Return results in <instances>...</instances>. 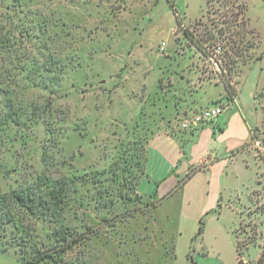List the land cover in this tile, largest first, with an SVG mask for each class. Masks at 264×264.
Returning a JSON list of instances; mask_svg holds the SVG:
<instances>
[{
	"label": "rangeland",
	"instance_id": "374dc122",
	"mask_svg": "<svg viewBox=\"0 0 264 264\" xmlns=\"http://www.w3.org/2000/svg\"><path fill=\"white\" fill-rule=\"evenodd\" d=\"M193 81L203 86L188 96ZM212 83L228 99L237 87L251 126L242 181L196 215L177 197H142L150 131L173 114L165 101L204 109L222 90ZM262 158L264 0H0V194L56 179L65 200L43 217L5 203L0 264L36 250L50 256L34 264H189L188 253L264 264Z\"/></svg>",
	"mask_w": 264,
	"mask_h": 264
},
{
	"label": "crops",
	"instance_id": "0c3cea01",
	"mask_svg": "<svg viewBox=\"0 0 264 264\" xmlns=\"http://www.w3.org/2000/svg\"><path fill=\"white\" fill-rule=\"evenodd\" d=\"M212 84H218L222 89L217 97L211 99L212 105H221V111L212 121L201 123L193 120L194 114L202 107H189L185 95L165 101L173 114L164 121L159 120L150 131L144 173L137 185L142 197L155 198L157 203L177 197L180 207L192 209L196 215V209L220 207L223 193L231 190L228 185L242 181L244 168L234 165L247 162V157L249 159L251 126L242 115L237 87L235 95L228 99L223 84ZM262 85L263 82L258 80L251 88L253 108L260 105L258 93ZM189 86L188 96L203 85H196L193 81ZM164 95L167 94L164 92ZM180 116L181 122L187 120V125L175 133L171 132L170 125L180 121ZM207 200L211 202L207 203Z\"/></svg>",
	"mask_w": 264,
	"mask_h": 264
},
{
	"label": "trees",
	"instance_id": "16d2710c",
	"mask_svg": "<svg viewBox=\"0 0 264 264\" xmlns=\"http://www.w3.org/2000/svg\"><path fill=\"white\" fill-rule=\"evenodd\" d=\"M170 3V1H168ZM173 6L172 3H170ZM174 19L176 25L178 24L177 18L175 17V12L173 11ZM209 39V36L207 37ZM196 48L203 49L200 42L196 41L195 43ZM204 52V51H203ZM261 57V54L258 56ZM234 62V61H233ZM224 88L227 91V85L224 84ZM264 164V158H262ZM44 188H37L36 187L22 189H14L9 191L8 193L0 194V221L6 222L11 220L14 217V214L10 212V210L3 211L2 208L4 207L5 203H10L11 205H16L20 207L25 213L31 214L37 217H43L48 215L50 212L53 211V207L58 206L59 209H63L64 207V193H63V184L58 183V180L54 179L50 182H43ZM202 234V225L201 219L198 221L196 235L200 236ZM29 247V246H24ZM237 248V244H236ZM236 250V249H235ZM237 251V250H236ZM50 256L48 253L40 252L36 250L34 253H31L28 258L24 259L20 264H34L44 258ZM189 259V264H195V261L192 257L187 255ZM261 261V256L258 257V262ZM237 262L241 264L240 258H237Z\"/></svg>",
	"mask_w": 264,
	"mask_h": 264
},
{
	"label": "built area",
	"instance_id": "2783aa9c",
	"mask_svg": "<svg viewBox=\"0 0 264 264\" xmlns=\"http://www.w3.org/2000/svg\"><path fill=\"white\" fill-rule=\"evenodd\" d=\"M164 46V42L160 43L159 49L162 50ZM217 49H220V46H217ZM221 111V105L219 103H215L212 106L206 107L204 109L199 110L194 114L193 120L195 121H212Z\"/></svg>",
	"mask_w": 264,
	"mask_h": 264
}]
</instances>
